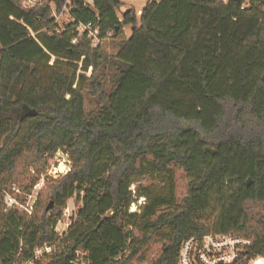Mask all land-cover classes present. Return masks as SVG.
I'll return each mask as SVG.
<instances>
[{
    "label": "trees",
    "instance_id": "16d2710c",
    "mask_svg": "<svg viewBox=\"0 0 264 264\" xmlns=\"http://www.w3.org/2000/svg\"><path fill=\"white\" fill-rule=\"evenodd\" d=\"M23 2L0 0V264H77L80 253L87 264H131L162 233L152 264H178L181 244L210 232L249 239L250 256L264 257V214L250 212L264 206V0H148L139 22L121 0ZM90 22L107 40L132 26L110 92L99 78L103 43L78 32ZM88 85L102 102L94 115ZM28 150L47 161L63 150L72 163L31 215L6 207L1 182ZM147 166L186 174L180 205L131 212L132 177Z\"/></svg>",
    "mask_w": 264,
    "mask_h": 264
},
{
    "label": "rangeland",
    "instance_id": "374dc122",
    "mask_svg": "<svg viewBox=\"0 0 264 264\" xmlns=\"http://www.w3.org/2000/svg\"><path fill=\"white\" fill-rule=\"evenodd\" d=\"M124 1L121 0L123 4ZM131 31L132 26L128 25L119 36L109 38L103 42L101 52L104 59L99 78L105 92H110L115 87L119 78L118 68L112 63V59L118 54ZM84 101L88 115L96 114L102 106L99 96L91 92V85H88V88L84 91ZM2 142L3 140L0 136V147L2 146ZM148 161L152 162V159L149 158ZM62 167H65V171L62 170ZM71 167L70 156L63 150H59L48 161L38 157L33 150L26 151L17 159L15 170L5 173L1 177V182L4 186L3 199L6 207L13 208L14 206H19L21 208V205H26L27 203L34 207L40 194L43 203H49L48 200L54 186V181H60L70 171ZM130 190L132 199L136 202L131 208V212L134 213L140 214L146 206L153 205L157 200L160 202L171 201L172 206L180 205L183 198L187 195V176L176 167H173L170 172L165 173L156 172L151 166H147L143 174L132 177ZM79 206L80 204L76 198L68 201L64 214L55 227L58 234L63 236L68 231L69 226L75 219V212L73 210L78 209ZM168 209L167 206H164L159 209L158 213L161 214ZM250 212L260 215L264 214V206L258 204L252 205ZM215 217L216 215L209 212L206 218L213 221ZM165 234L162 233L155 236L131 264H152L161 251ZM77 264H87L85 254H79Z\"/></svg>",
    "mask_w": 264,
    "mask_h": 264
},
{
    "label": "built area",
    "instance_id": "2783aa9c",
    "mask_svg": "<svg viewBox=\"0 0 264 264\" xmlns=\"http://www.w3.org/2000/svg\"><path fill=\"white\" fill-rule=\"evenodd\" d=\"M43 1L24 0L23 6L26 8L35 7ZM223 1L227 2L229 0ZM245 2L243 8L249 5V0H245ZM68 12L69 9L65 6L60 14L54 13L56 22L67 21ZM59 32L60 29H57L56 33ZM78 32L81 35L87 33L93 48H98L99 45L107 40L101 37V30L94 22L81 24L78 27ZM21 208L30 215L34 209L33 205L29 203L21 205ZM251 245V240L233 234L210 232L204 235H196L181 244L178 264H264V257L252 258L250 256L249 249ZM47 250L49 249L47 248Z\"/></svg>",
    "mask_w": 264,
    "mask_h": 264
},
{
    "label": "crops",
    "instance_id": "0c3cea01",
    "mask_svg": "<svg viewBox=\"0 0 264 264\" xmlns=\"http://www.w3.org/2000/svg\"><path fill=\"white\" fill-rule=\"evenodd\" d=\"M92 1V2H91ZM87 2L90 4H93V0H87ZM126 2V3H125ZM136 2H138V3H136ZM148 2V0H125L124 1V5L123 6H131V7H133V8H135L136 9V11H137V18H138V22L140 21V17H141V14H139V12H142V9H143V7L145 6V4ZM135 4H137V5H135ZM126 31V30H125ZM131 33H132V31H131ZM127 35V34H126ZM131 35V34H130ZM129 35V36H130ZM128 36V35H127ZM128 36V37H129Z\"/></svg>",
    "mask_w": 264,
    "mask_h": 264
},
{
    "label": "water",
    "instance_id": "95a60500",
    "mask_svg": "<svg viewBox=\"0 0 264 264\" xmlns=\"http://www.w3.org/2000/svg\"><path fill=\"white\" fill-rule=\"evenodd\" d=\"M132 9H133V7H131V6H122L120 11L122 14H126L128 11H131ZM24 110H26V107H24ZM32 115H36L35 110L32 111ZM248 182H249L248 184H251V181H248ZM52 203L50 204V206L47 207V210H49L52 207Z\"/></svg>",
    "mask_w": 264,
    "mask_h": 264
},
{
    "label": "bare ground",
    "instance_id": "6f19581e",
    "mask_svg": "<svg viewBox=\"0 0 264 264\" xmlns=\"http://www.w3.org/2000/svg\"><path fill=\"white\" fill-rule=\"evenodd\" d=\"M62 170L65 171V167H62ZM63 171H62V172H63Z\"/></svg>",
    "mask_w": 264,
    "mask_h": 264
}]
</instances>
